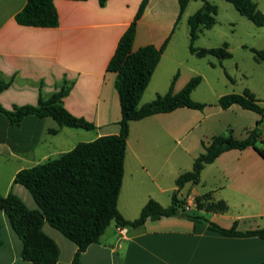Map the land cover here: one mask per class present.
<instances>
[{
	"label": "crops",
	"instance_id": "crops-1",
	"mask_svg": "<svg viewBox=\"0 0 264 264\" xmlns=\"http://www.w3.org/2000/svg\"><path fill=\"white\" fill-rule=\"evenodd\" d=\"M25 3L0 0V79L8 83L0 93L1 107L11 110L13 106H35L39 97L48 99L64 84L69 92L61 100L62 106L72 116L94 125L90 133H81L87 130L61 128L51 118L35 116L11 125L0 113V157H5L0 163V194L11 192L27 208L34 209L36 205L25 188L13 184L18 171L57 158L79 143L118 134L120 107L115 74L106 66L140 0H107L104 6L98 0H55L58 22L52 28L18 25L14 17ZM177 15L176 0H148L137 21L132 50L146 45L159 48L168 38L167 47L185 11L178 21ZM183 44H187L188 55L168 58L171 65L164 55L166 47L161 54L144 91H150L152 100L168 91L176 74L174 93L199 76L189 67L187 74L177 69L192 57L198 58L189 51V37ZM161 63L163 67H159ZM203 81L201 78L198 86ZM196 88L191 98L204 104L203 109L178 108L130 122L118 211L123 219L131 221L149 200L168 207L176 194L189 205L187 213L202 216L221 228L235 225L241 232L264 228V158L252 147L223 152L205 165L196 184L187 183L180 189L175 185L180 174L191 170L212 137L231 132L242 140L259 120L257 114L236 105L222 109L218 105L221 95L215 103L195 98ZM145 103L141 100L139 106ZM53 130L56 132L51 133ZM256 146L264 152V127ZM12 163L17 167L9 169ZM203 195L213 202H223L226 211L198 210L194 198ZM8 226L0 212V264H32L21 259V242ZM125 229L121 236L111 223L99 241L83 253L81 264H257L264 260V240L223 236L204 223L182 216L147 220ZM43 231L59 249L56 264H70L76 246L47 224Z\"/></svg>",
	"mask_w": 264,
	"mask_h": 264
},
{
	"label": "trees",
	"instance_id": "trees-1",
	"mask_svg": "<svg viewBox=\"0 0 264 264\" xmlns=\"http://www.w3.org/2000/svg\"><path fill=\"white\" fill-rule=\"evenodd\" d=\"M55 0H26L23 9L14 17L20 26L52 28L57 26L58 17L54 6ZM85 1V0H71ZM107 0H98L104 6ZM178 6L177 20L191 1L176 0ZM201 7L187 19L189 28V51L198 58L212 56L218 60L231 58V53L224 43L219 48L203 49L193 47L199 33L215 24L214 16L217 7L208 0H199ZM252 24L261 27L264 15L252 0H223ZM148 0H140V4L132 22L122 34L113 55L107 63L106 70L115 74V90L117 92L120 119L119 132L96 138L91 142L77 144L73 149L57 158L38 164L32 168L18 171L13 184L25 188L33 199L36 208L29 209L11 192L0 194V212L21 242V259L32 264H56L59 249L56 243L44 233V224L57 230L63 237L76 246L70 264H81L86 249L97 243L105 229L114 223L117 227H138L147 220L155 221L162 217L182 216L193 222L204 223L208 229L223 236L257 237L264 240V228H255L245 232L237 231L235 225L224 229L208 219L191 215L184 211V200L176 194L171 197L168 207H162L154 200H149L134 220H125L117 208V200L123 178V163L129 124L143 118L168 113L178 108L201 110L204 104L193 101L191 93L201 81L200 76L192 77L177 93L173 85L177 74L172 78L168 91L157 95L151 102L139 106L142 95L151 79L153 71L159 63L168 38L156 48L146 45L132 50L137 21L143 15ZM257 61H264V49L251 50ZM8 87V83L0 79V93ZM69 86L61 85L48 99L39 97L37 105L13 106L5 110L0 105V113L4 114L11 125H18L27 116L51 118L63 128L92 130L94 125L82 118L72 116L63 106L61 100L67 96ZM218 105L222 109L236 105L259 116L255 127L248 131L246 138L238 140L231 132L226 136H214L205 151L195 158L191 170L180 174L176 180L177 188L185 184H196L205 165L212 163L220 154L229 150H243L252 147L264 158L262 149L256 146L260 136L261 125L264 126V106L247 89L241 94L231 93L221 96ZM55 133L56 131H50ZM194 203L198 210L224 212L226 205L213 202L208 195L197 196ZM2 242L0 241V247ZM264 264V260L257 263Z\"/></svg>",
	"mask_w": 264,
	"mask_h": 264
},
{
	"label": "rangeland",
	"instance_id": "rangeland-1",
	"mask_svg": "<svg viewBox=\"0 0 264 264\" xmlns=\"http://www.w3.org/2000/svg\"><path fill=\"white\" fill-rule=\"evenodd\" d=\"M252 1L257 4L258 9L264 15V0ZM208 2L217 7V13L214 16L215 24L209 29L202 30L192 45L197 49H213L226 43L231 58L220 61L212 56H205L201 59L192 57L188 63H184L177 69L187 74L189 73L187 67H189L201 78H204L202 84L194 92V97L197 99L201 98L215 103L216 98L220 95L241 94L247 89L259 100V104L264 106V61H257L251 51L264 49V24L261 27L255 26L240 15L230 3L223 0H208ZM200 6L199 0L191 1L188 4L185 18H182L178 23L166 50L164 49V55L167 57L169 65L171 63L168 58H182L183 55H188L187 44H183L189 37L186 19L194 14ZM163 65L161 63L159 67H163ZM143 94L142 102H151L153 95L150 94V91L147 90ZM261 127L264 126L261 125ZM81 133H90V131ZM4 158V156L0 157V163ZM16 167V163L9 165V169ZM25 193L27 192L25 191ZM27 195L31 199L28 193Z\"/></svg>",
	"mask_w": 264,
	"mask_h": 264
},
{
	"label": "built area",
	"instance_id": "built-area-1",
	"mask_svg": "<svg viewBox=\"0 0 264 264\" xmlns=\"http://www.w3.org/2000/svg\"><path fill=\"white\" fill-rule=\"evenodd\" d=\"M189 210V205L188 204H185L184 205V211H188ZM126 227H118V231H119V234L121 235V236H124L125 235V233H126V229H125Z\"/></svg>",
	"mask_w": 264,
	"mask_h": 264
}]
</instances>
